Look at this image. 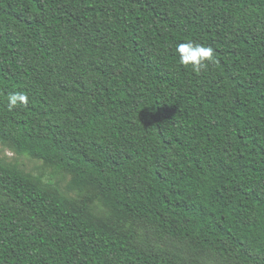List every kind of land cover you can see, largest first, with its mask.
Masks as SVG:
<instances>
[{
  "label": "trees",
  "instance_id": "obj_1",
  "mask_svg": "<svg viewBox=\"0 0 264 264\" xmlns=\"http://www.w3.org/2000/svg\"><path fill=\"white\" fill-rule=\"evenodd\" d=\"M0 143L113 217L0 159V264H264V0H0Z\"/></svg>",
  "mask_w": 264,
  "mask_h": 264
},
{
  "label": "rangeland",
  "instance_id": "obj_2",
  "mask_svg": "<svg viewBox=\"0 0 264 264\" xmlns=\"http://www.w3.org/2000/svg\"><path fill=\"white\" fill-rule=\"evenodd\" d=\"M0 159L10 167H16L26 175L33 177L44 188L59 192L61 195L75 201L89 200L92 213L101 219L112 221V215L104 208L97 198L96 192L92 190L70 191L68 185L71 176L65 172L56 171L46 166L42 161L31 157L16 154L14 151L0 143ZM125 229H133L140 239L150 246H161L169 251H179L176 246L163 243H156L149 232L139 224L125 223Z\"/></svg>",
  "mask_w": 264,
  "mask_h": 264
},
{
  "label": "clouds",
  "instance_id": "obj_3",
  "mask_svg": "<svg viewBox=\"0 0 264 264\" xmlns=\"http://www.w3.org/2000/svg\"><path fill=\"white\" fill-rule=\"evenodd\" d=\"M179 55V63L185 67L191 66L193 71H199L214 59V51L211 47L204 46L194 41H186L176 46ZM7 106L11 110L18 104H28L27 95L19 92H11L7 96Z\"/></svg>",
  "mask_w": 264,
  "mask_h": 264
}]
</instances>
